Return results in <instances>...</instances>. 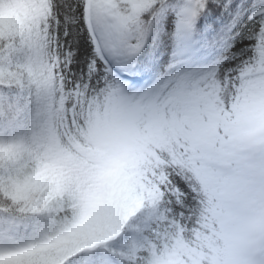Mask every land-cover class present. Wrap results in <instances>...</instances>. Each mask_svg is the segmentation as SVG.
I'll return each mask as SVG.
<instances>
[{
  "label": "snow or ice",
  "instance_id": "snow-or-ice-1",
  "mask_svg": "<svg viewBox=\"0 0 264 264\" xmlns=\"http://www.w3.org/2000/svg\"><path fill=\"white\" fill-rule=\"evenodd\" d=\"M0 264H264V0H0Z\"/></svg>",
  "mask_w": 264,
  "mask_h": 264
}]
</instances>
